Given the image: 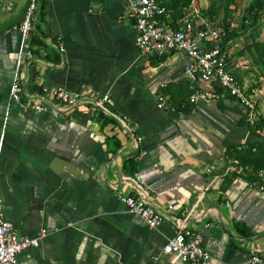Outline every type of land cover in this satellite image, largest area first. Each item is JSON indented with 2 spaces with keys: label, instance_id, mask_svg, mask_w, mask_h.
Masks as SVG:
<instances>
[{
  "label": "crops",
  "instance_id": "1",
  "mask_svg": "<svg viewBox=\"0 0 264 264\" xmlns=\"http://www.w3.org/2000/svg\"><path fill=\"white\" fill-rule=\"evenodd\" d=\"M27 1L0 0V211L18 235L44 233L12 264H182L161 251L175 222L200 232L203 264L264 254V76L230 51L250 122L225 89L201 93L216 82L188 78L181 52H140L126 0H40L21 41ZM16 67L20 100L8 95ZM44 84L82 100L37 110ZM105 92L112 104L97 105ZM231 158L262 169L263 188ZM122 194L147 198L161 222L147 226Z\"/></svg>",
  "mask_w": 264,
  "mask_h": 264
},
{
  "label": "built area",
  "instance_id": "2",
  "mask_svg": "<svg viewBox=\"0 0 264 264\" xmlns=\"http://www.w3.org/2000/svg\"><path fill=\"white\" fill-rule=\"evenodd\" d=\"M200 1L189 0L184 14L177 18L175 25L172 26L164 5L158 0H126V15L131 18L134 44L140 52L156 56L172 50L181 52L187 57L183 72L188 78L215 81L230 96L247 107L248 120L252 122V100L245 93L242 84L228 65L230 51L239 46V36L224 41L225 30L221 26L209 24L208 20L200 14V8L206 6L198 4ZM37 5V0L27 1L18 26L21 41L33 28ZM57 46L59 51L63 50L61 44H57ZM21 47L22 45L19 46V49ZM19 54L20 51L17 53L16 65L19 63ZM27 54L31 55L32 51L28 50ZM17 77L16 67L8 88V95L14 100H20L21 94L24 92V86L20 84ZM38 93L43 101L33 104L37 110L54 108L53 103L61 104L64 107H73L82 100L76 91L60 86L44 84L40 86ZM197 93L198 91L193 88L189 94V100H193ZM201 93L211 97L217 95L212 89H203ZM155 99L158 106L163 104V96L160 93L155 95ZM102 101L112 104V99L106 92L101 94L95 103L100 105ZM230 162L235 172L255 173L258 180L252 179L249 181L250 184L263 188V184L259 180V177L263 175L262 169L253 171L250 167L241 164L237 158H231ZM134 177L139 179L137 173H134ZM119 197L127 210L139 216L147 226L155 227L161 222V212L147 198L134 197L131 194H122ZM175 225L177 228L173 235L162 244L161 251L164 253L175 252L179 255L182 264L205 263L209 259V254L201 246L200 232L188 228L180 222H175ZM43 233L44 229H41L38 235H18L12 222L6 219L0 211V264H12L19 251L37 246ZM236 264H264V254L251 252Z\"/></svg>",
  "mask_w": 264,
  "mask_h": 264
},
{
  "label": "trees",
  "instance_id": "3",
  "mask_svg": "<svg viewBox=\"0 0 264 264\" xmlns=\"http://www.w3.org/2000/svg\"><path fill=\"white\" fill-rule=\"evenodd\" d=\"M40 0H37V3L39 4ZM160 3L164 5L165 10L168 13V16L170 17V25H175V20L177 18H180L186 8L188 7L189 0H158ZM226 4H228V0H225L224 7L226 8ZM38 9V5H37ZM36 9V12H37ZM200 14L204 16L207 20L213 19V16L215 14V5L212 0H210L205 7L200 8ZM264 13V0H249L246 7L244 8L243 15L239 18V27L237 30V27L229 28L228 22L224 18H222V22L220 26L225 30V38L224 41L228 38H235L241 31L239 29L249 28V31L247 32V35L245 38H242V44L238 46L239 48L235 50V54L241 55L245 51H248L251 55V58H253L254 64L256 68L258 69V73L262 76H264V39L262 40H255L254 36L256 33V28L258 27L261 14ZM168 20V19H167ZM239 31V32H238ZM249 38V41H245ZM245 39V40H244ZM223 47V45H222ZM156 56V55H155ZM161 56V55H159ZM53 58H57V56H54ZM232 73L237 77V72L232 71ZM213 89L214 91L220 92L222 87L218 85L217 83H213ZM190 89V93H191ZM241 162V161H240ZM253 171L257 169V166L252 168ZM252 175V174H251ZM242 234H249L251 233L250 230L247 228H242L240 231Z\"/></svg>",
  "mask_w": 264,
  "mask_h": 264
},
{
  "label": "rangeland",
  "instance_id": "4",
  "mask_svg": "<svg viewBox=\"0 0 264 264\" xmlns=\"http://www.w3.org/2000/svg\"><path fill=\"white\" fill-rule=\"evenodd\" d=\"M209 1L210 0H201L198 4H201V6L207 5ZM212 1L214 2L215 5V14L213 16V19L211 20L208 19V23L212 25L220 26L222 22V18H224L226 22H228V27L230 28L237 27L238 30L239 18L241 15H243L244 8L246 7L249 0H228V4H226V8L224 7L225 0H212ZM239 31L241 32L237 36H239L238 42L240 46L242 44V40H243L242 38L246 37L249 28H246V30H244V28L243 30L239 29ZM254 39L255 40L264 39V13L261 14L258 27L256 28ZM245 41L248 42L249 38L247 37ZM238 48L239 47H235L234 49H238ZM242 55L247 58L246 62L249 64V67H251V69L253 68L256 72H258L254 64L253 58H251L250 53L248 51H245Z\"/></svg>",
  "mask_w": 264,
  "mask_h": 264
},
{
  "label": "clouds",
  "instance_id": "5",
  "mask_svg": "<svg viewBox=\"0 0 264 264\" xmlns=\"http://www.w3.org/2000/svg\"><path fill=\"white\" fill-rule=\"evenodd\" d=\"M230 28V27H229Z\"/></svg>",
  "mask_w": 264,
  "mask_h": 264
}]
</instances>
